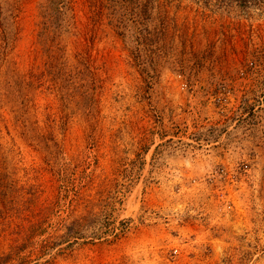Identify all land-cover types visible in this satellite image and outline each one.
Segmentation results:
<instances>
[{
  "label": "rangeland",
  "instance_id": "rangeland-1",
  "mask_svg": "<svg viewBox=\"0 0 264 264\" xmlns=\"http://www.w3.org/2000/svg\"><path fill=\"white\" fill-rule=\"evenodd\" d=\"M0 264H264V0H0Z\"/></svg>",
  "mask_w": 264,
  "mask_h": 264
}]
</instances>
